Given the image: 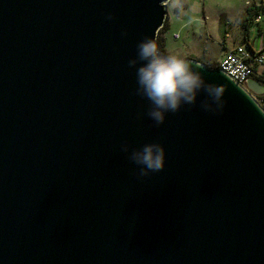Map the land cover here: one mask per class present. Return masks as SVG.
Here are the masks:
<instances>
[{
  "label": "water",
  "instance_id": "1",
  "mask_svg": "<svg viewBox=\"0 0 264 264\" xmlns=\"http://www.w3.org/2000/svg\"><path fill=\"white\" fill-rule=\"evenodd\" d=\"M167 1L0 0V264H264V84L185 57L225 110L159 128L134 95ZM123 141L165 169L137 180Z\"/></svg>",
  "mask_w": 264,
  "mask_h": 264
},
{
  "label": "clouds",
  "instance_id": "2",
  "mask_svg": "<svg viewBox=\"0 0 264 264\" xmlns=\"http://www.w3.org/2000/svg\"><path fill=\"white\" fill-rule=\"evenodd\" d=\"M114 19V13L105 16L106 21ZM127 35V29L122 30L121 37L126 38ZM128 67L135 70L134 95L148 102L146 116L154 127L164 125L169 114L178 113L185 106L199 104L202 111L213 115H220L225 110L224 86L208 82L199 65L186 58L174 53H162L153 38L145 37L138 41L136 56L128 61ZM119 151L135 165L137 180L142 181L166 167V149L158 141L139 146L123 141Z\"/></svg>",
  "mask_w": 264,
  "mask_h": 264
},
{
  "label": "rangeland",
  "instance_id": "3",
  "mask_svg": "<svg viewBox=\"0 0 264 264\" xmlns=\"http://www.w3.org/2000/svg\"><path fill=\"white\" fill-rule=\"evenodd\" d=\"M246 7L244 0H168L156 41L166 53L216 63L225 49L245 45L241 18L247 14ZM259 26H262L260 31L250 23L245 26L253 47L263 36L260 32H264V15ZM174 32L178 37H173ZM253 97L264 109L261 93H253Z\"/></svg>",
  "mask_w": 264,
  "mask_h": 264
},
{
  "label": "built area",
  "instance_id": "4",
  "mask_svg": "<svg viewBox=\"0 0 264 264\" xmlns=\"http://www.w3.org/2000/svg\"><path fill=\"white\" fill-rule=\"evenodd\" d=\"M261 0L254 2V0H244L247 7L257 5ZM262 19V14H253L252 24H259ZM173 37H178V33L174 32ZM264 64V36L257 41L253 49L245 43L236 44L227 48L221 54L217 67L223 70L228 76L239 84H243L248 78H253L258 69ZM256 79L258 82L264 84V73L261 79ZM260 94V93H254ZM262 94V92H261Z\"/></svg>",
  "mask_w": 264,
  "mask_h": 264
},
{
  "label": "trees",
  "instance_id": "5",
  "mask_svg": "<svg viewBox=\"0 0 264 264\" xmlns=\"http://www.w3.org/2000/svg\"><path fill=\"white\" fill-rule=\"evenodd\" d=\"M246 10H247V14L243 15L242 18H241V21H242L241 24L244 27L245 34H246V27L245 26L249 25V23L252 24L253 14L260 13V14L264 15V0H261L257 5H251L249 7H246ZM156 42H157V44L159 46V49L162 50L160 48L158 40ZM195 59L200 61V62H202V63H204L206 66H208L210 68L217 67V62L213 63L212 61L204 60L203 58H198V57H195ZM261 95L264 97V91L262 92Z\"/></svg>",
  "mask_w": 264,
  "mask_h": 264
},
{
  "label": "crops",
  "instance_id": "6",
  "mask_svg": "<svg viewBox=\"0 0 264 264\" xmlns=\"http://www.w3.org/2000/svg\"><path fill=\"white\" fill-rule=\"evenodd\" d=\"M257 1H259V0H254V2H257ZM253 25V24H252ZM255 26H256V31H260V30H262L261 28H262V26L260 27L259 26V24H255ZM261 34H263V36H264V32H260ZM243 39H244V41H245V43L246 44H248L252 49H253V42H251L250 41V37H249V35H248V33H244V35H243ZM258 41V40H257ZM256 45V44H255ZM263 73H264V64L261 66V68L260 69H258V71H257V73L255 74V76H254V78H257V79H261L262 78V76H263ZM251 78H253V75H252V77Z\"/></svg>",
  "mask_w": 264,
  "mask_h": 264
}]
</instances>
